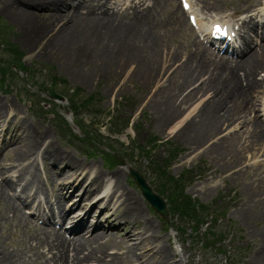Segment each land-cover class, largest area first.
I'll list each match as a JSON object with an SVG mask.
<instances>
[{
	"label": "bare ground",
	"instance_id": "6f19581e",
	"mask_svg": "<svg viewBox=\"0 0 264 264\" xmlns=\"http://www.w3.org/2000/svg\"><path fill=\"white\" fill-rule=\"evenodd\" d=\"M112 1L74 0L76 3L70 5V0H54V11L40 21L43 24L38 23L42 17L37 20L28 12L11 9L8 14L28 30L35 19L38 24L34 28L39 30L36 37L43 34V29L53 28L55 35L46 44V55L58 56L68 63L79 59L108 69L113 63L123 62L119 69L123 71L116 72L118 75L127 71L126 62L135 63L137 68L132 76L139 75L148 84L173 69L165 80L168 84L159 91L168 95L164 98L158 92L150 101L152 110L160 116L156 119L158 126L173 124L171 133L181 134L180 138L191 145L190 149L203 144L208 137L217 138L210 147L211 157L223 154L228 158L229 154L235 158L233 164L239 166L245 163L249 152H254L253 158L264 156V43L231 65L227 60H217L192 36L182 7L174 8L170 30L174 41L157 30L153 14L156 4L141 11L148 0H133L131 6L120 13L122 8L113 10L109 6ZM188 1L190 12L195 14V8ZM196 1L201 12L227 25L234 35L233 46L237 51L246 47L252 35H260L264 41V0H235L239 2L237 7L231 3L226 5L232 7L234 13L220 17L213 14L220 12V2L226 4L227 0ZM142 2L141 6L137 5ZM174 2L164 1L166 5ZM96 6L100 7L99 11ZM66 7H72V14L61 13ZM236 16H240L238 21L234 20ZM58 24L62 25L57 28ZM202 24L198 19L197 25ZM41 26L46 27L41 29ZM247 33L251 34L250 38H246ZM260 94L263 96L259 97ZM261 99L263 103L257 107ZM6 101L0 100V146L16 142L21 144V149L9 158L12 166L7 173L12 176L13 170L18 169V179L12 180L10 191L0 187V216L11 213L10 224L21 228L25 238L18 240L16 251L12 252L0 244V264H51L53 261H57L56 264H178L183 261L182 255L175 256L169 240L160 235L157 224L145 213L138 198L126 191L120 172L107 179L98 167L78 169L85 167L84 163H75L72 157H54L46 152L41 155L34 150L39 141L28 138L29 129L17 119V106L15 109L11 101ZM178 102L189 105L187 110L182 108V115ZM254 111L259 112L257 119L251 118ZM11 124L14 132L5 140ZM58 159L66 163L58 164ZM41 161L48 166L47 179L38 172L36 162ZM246 170L247 173L254 171L256 179L252 178L244 187L248 199L244 201L245 212L240 215L246 223L255 225L251 227L249 238L258 239L261 247L248 263L264 264V166ZM215 178L214 175L212 179ZM7 182L11 181L7 178ZM23 207L45 223L57 218L66 227L71 225L69 235L79 231L88 239L73 243L52 228L33 226ZM119 228L124 229L120 239L112 240L103 235L109 229ZM40 248H43L41 252ZM111 248L116 250L114 255L110 254ZM49 256V262H45Z\"/></svg>",
	"mask_w": 264,
	"mask_h": 264
},
{
	"label": "rangeland",
	"instance_id": "374dc122",
	"mask_svg": "<svg viewBox=\"0 0 264 264\" xmlns=\"http://www.w3.org/2000/svg\"><path fill=\"white\" fill-rule=\"evenodd\" d=\"M53 1L0 0V100L11 101L13 108L17 106V119L29 129L28 138L39 141L34 150L41 155L46 152L54 157H72L75 163H84L85 167H79L80 170H87V166L98 167L107 179L120 172L126 191L138 198L145 213L157 224L160 235L169 240L175 256H183V261L178 264H249L250 258L261 248L260 241L249 238L251 227L255 225L246 223L240 212H245L244 201L248 199L244 187L253 181L252 178L256 179L254 171L247 173L246 169L264 166V156L253 158L254 152H249L245 163L239 166L233 164L235 158L229 154L228 158L223 154L218 158L211 157L210 147L217 138L208 137L203 144L192 147L193 150L182 141L181 134L171 133L173 124L158 126L156 119L160 116L152 110L150 101L163 85L168 84L165 80L173 69L166 75L161 73L157 80L148 84L139 75L133 77L132 72L137 68L135 63L126 62L129 65L127 71L118 75L116 72L123 71L119 70L123 62L113 63L105 69L101 65L94 66L92 61L76 59L69 64L58 56L46 55L44 49L55 31L43 29V34L36 37L39 30L34 26L43 24L40 21L46 20L54 11L56 2ZM116 1H112L111 7H116L113 3ZM164 1L151 0L147 5L152 8L156 4L153 14L157 30L172 40L174 8L181 3L175 0L166 5ZM193 1L196 6V0ZM234 1L220 2L219 13H234L232 7L226 6L231 3L237 7L239 2ZM96 8L99 11L100 7ZM11 9L28 12L37 20L42 18L38 23L32 20V28L28 30L9 17L8 10ZM71 10L66 7L61 13L68 14ZM197 12L206 18V13ZM185 20L187 22L186 17ZM192 36H195L193 32ZM67 88L71 90L70 96L66 93ZM76 92L78 96H73ZM159 93L164 98L168 95L164 91ZM52 96L64 100H53ZM260 101L257 107L262 105L263 100ZM178 104L182 115V108L187 110L189 105ZM258 116L257 111L251 113L253 119ZM11 125L5 140L14 132V125ZM229 131H224L220 137ZM20 147L21 144L16 142L0 146V187L6 190L10 186L7 172L12 166L9 158ZM42 161L36 162L37 169L43 179H47L48 166ZM64 162L58 159V164ZM164 166L169 168V175ZM131 170L142 175L153 192L168 204L171 200L173 208L168 218L163 219L152 209L131 178ZM214 175L216 178L212 179ZM171 178L183 186L184 192L174 191L175 183ZM107 184L112 187L110 182ZM10 220L11 213L0 216V244L12 252L16 251L18 240H24L25 234L21 228L10 224ZM31 220L35 226L34 219ZM123 230L109 229L103 235L120 239ZM115 252L110 250V253Z\"/></svg>",
	"mask_w": 264,
	"mask_h": 264
},
{
	"label": "water",
	"instance_id": "95a60500",
	"mask_svg": "<svg viewBox=\"0 0 264 264\" xmlns=\"http://www.w3.org/2000/svg\"><path fill=\"white\" fill-rule=\"evenodd\" d=\"M132 176L148 201L151 202V204L163 217H167L168 212L164 201L152 192V190L147 186L145 180L138 173L132 172Z\"/></svg>",
	"mask_w": 264,
	"mask_h": 264
},
{
	"label": "trees",
	"instance_id": "16d2710c",
	"mask_svg": "<svg viewBox=\"0 0 264 264\" xmlns=\"http://www.w3.org/2000/svg\"><path fill=\"white\" fill-rule=\"evenodd\" d=\"M2 35H3V34H2ZM6 35H7V34H6ZM70 91H71L70 88H67V89H66V93H67L69 96H70V94H71ZM73 96H78L77 92H76Z\"/></svg>",
	"mask_w": 264,
	"mask_h": 264
}]
</instances>
